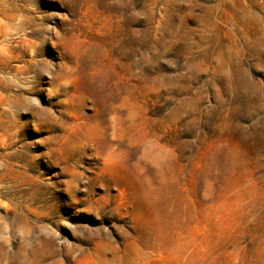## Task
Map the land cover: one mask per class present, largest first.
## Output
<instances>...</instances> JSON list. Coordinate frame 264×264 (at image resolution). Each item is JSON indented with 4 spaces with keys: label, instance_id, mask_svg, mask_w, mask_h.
I'll return each instance as SVG.
<instances>
[{
    "label": "rangeland",
    "instance_id": "rangeland-1",
    "mask_svg": "<svg viewBox=\"0 0 264 264\" xmlns=\"http://www.w3.org/2000/svg\"><path fill=\"white\" fill-rule=\"evenodd\" d=\"M0 264H264V0H0Z\"/></svg>",
    "mask_w": 264,
    "mask_h": 264
},
{
    "label": "bare ground",
    "instance_id": "bare-ground-1",
    "mask_svg": "<svg viewBox=\"0 0 264 264\" xmlns=\"http://www.w3.org/2000/svg\"><path fill=\"white\" fill-rule=\"evenodd\" d=\"M0 176H2V171L0 170Z\"/></svg>",
    "mask_w": 264,
    "mask_h": 264
}]
</instances>
